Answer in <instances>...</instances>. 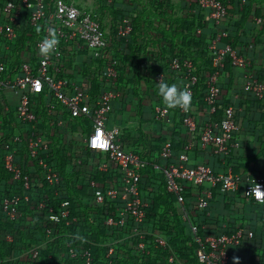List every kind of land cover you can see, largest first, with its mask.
<instances>
[{
  "label": "trees",
  "instance_id": "obj_1",
  "mask_svg": "<svg viewBox=\"0 0 264 264\" xmlns=\"http://www.w3.org/2000/svg\"><path fill=\"white\" fill-rule=\"evenodd\" d=\"M118 1L121 0H117L114 4ZM185 2L189 3L191 13H186L182 17H171L172 25L168 31L162 33L170 44V57L178 56L193 62L195 72L199 77V83L195 88L192 100L193 109L195 111L194 104H200L208 114L207 121L203 124L198 122L196 115L197 129L188 133L185 138L182 137L183 117L178 108L170 109L172 123H161L155 120L156 106L165 107L159 96L158 86L154 82L155 76L148 73L141 77L138 72L143 62L148 60V54L152 62L155 59L159 64H161L160 60L166 61L169 58L163 49L157 47L155 42L153 45L156 49L151 50L145 39H142V43L137 41L141 37V30L135 18L128 17L133 25V32L128 39L118 35V25L123 19L118 21L114 28L117 40L111 41L110 53L106 57L98 59L95 58L92 51H79L75 60L79 61L80 69L76 68L75 60L71 61L69 65L72 71L69 74L71 80L76 81L85 93L90 94L94 102L106 87V83L101 79L105 65L117 62V88L121 91L122 96L112 105L109 123L110 126L120 127L125 150L134 152L149 162L140 183L141 198L147 205L144 223L137 224L133 217L129 216L124 226L108 227L105 225V220L109 216L117 217L124 202L118 200L98 204L95 199V191L97 188L122 186L119 169L111 164V168L107 172L101 171L100 166L109 162V155L91 150L82 143L81 138L79 139L80 136L84 137L91 132L90 119L72 118L68 112L61 114V108L51 113L46 102L42 101L36 108V113L43 124L37 127L36 132L41 133L50 141L51 150L43 158L55 167L62 182L60 186L50 185L39 161L31 158L29 151L22 148L23 146L10 145L11 150L14 147L20 148L18 154L15 155V162L20 167L22 179L15 180L13 174L4 167L7 150L0 148V264H29V251L33 247L42 245L46 237V230L52 226L47 218L48 211L52 207L56 208V205L61 201L70 202L71 220L74 223L71 227L66 228L65 232H73L74 237L60 238L56 242L50 243L48 248L42 250L39 262L31 264H59L55 249L60 247L66 253L67 244L90 248L94 254V264H107L105 254L109 247L106 245L111 242L115 243L114 241L119 239L121 242H116L119 247L116 258L120 264H171L169 262L171 256L176 257L174 264H200L197 257L199 245L189 228L190 222L199 227V235L202 238L233 235L239 230H243L244 236L240 245L230 246L228 249L230 264H234V258L239 259V264H264V203L259 204L252 199L243 198L239 194L222 193L218 187L212 190L213 195L209 206L200 208L199 198L207 187L188 186L185 189L186 203L183 209L178 206L176 197L168 192L164 172L155 168L157 164L163 166L176 161L185 152L189 156L187 166L197 167L205 164L212 167L200 161L201 156L212 155L210 150L206 151L202 147L201 138L205 124L209 119L218 123L224 118L225 110L230 107L228 94L235 87L245 85V78L241 82L238 78L239 68L235 67L228 58L219 75V86L223 96L219 101L217 113L211 115L203 100L207 78L216 71L213 67L209 46L213 40L226 32L228 37L221 39L220 46L231 45L250 63L245 50L237 45L238 40L234 37L230 27L235 22L241 28V21L251 15L260 18L264 24V0H246L245 3L243 0H225L229 11L227 22L223 26H216L212 19L213 26L210 29L206 27L205 19L207 16L211 17V10L202 8L199 0H185ZM153 5L156 11L162 13L164 10L172 12L173 9L171 0L166 2L153 0ZM118 15L121 16L116 11L114 16L118 17ZM199 30L201 31L200 35L198 34ZM28 34H32L31 29H27L22 36L23 48ZM260 34L264 36V25ZM240 36L239 33L238 37ZM258 43L264 45L262 40H259ZM249 48L248 45L247 49ZM126 50L129 52H125ZM21 52L22 56L16 58L15 63L24 60L23 51L21 50ZM136 54L137 58L132 60ZM80 56H86L88 59L83 61ZM259 68L261 66H253L250 63L247 71L264 83V70ZM243 71L245 70L243 69ZM247 71L244 73L245 75ZM174 75L175 79L172 83L183 86L181 74ZM89 77H91L90 80H87ZM141 83H145L148 91L153 93V97L150 96V107L153 111L154 121L149 123H142L137 118L140 116L139 108L145 99V96L139 94L136 88L137 84ZM246 94L248 95L246 96ZM245 97L246 104L250 108L247 119H252L254 123L259 122L258 119L264 121V98L261 100L252 98L251 94L244 90L243 98ZM135 98H139L138 101L141 103H137ZM4 104L0 100V107ZM132 108H135V111ZM241 116L240 113L236 114L239 129L244 126L240 121ZM53 118L63 121L64 125L55 128L49 127L48 123ZM131 120L132 123H130ZM14 122H16V115L12 110L5 126L8 127L11 134L17 132L10 128ZM128 122L130 123L129 127L125 124ZM148 129L149 133H147ZM164 131L169 135L164 134ZM253 132L251 135L253 142L262 144L264 154V127L262 130ZM237 138L240 142L238 150L234 151L230 157L218 160V164L220 167L222 166L224 172H226V166L231 165L236 173H240V169L235 165L236 159L245 144L250 142L240 139L238 135ZM167 144L172 146L175 154L174 160L165 161L161 157L162 148ZM190 144L192 145L191 150L186 151V146ZM212 168L216 173H219L214 166ZM25 177L29 179L28 187L24 181ZM92 182H95V187L91 185ZM12 197L20 198L16 220H11L9 215L2 210L4 199ZM42 202H45L47 206L45 209H39ZM185 213L189 216L190 221L188 222L184 220ZM222 224H225L226 228L219 231L218 228ZM135 230H138L139 233L147 232L145 239L151 254H141L136 250L140 234L133 233ZM9 235L13 239L11 242L7 240ZM157 237H163L167 241V247L156 248Z\"/></svg>",
  "mask_w": 264,
  "mask_h": 264
},
{
  "label": "built area",
  "instance_id": "obj_2",
  "mask_svg": "<svg viewBox=\"0 0 264 264\" xmlns=\"http://www.w3.org/2000/svg\"><path fill=\"white\" fill-rule=\"evenodd\" d=\"M107 1L113 4L117 0ZM158 1L166 2L167 0ZM243 2L245 3L246 0ZM199 4L202 8L211 10V19L215 21L216 26H223L227 22L229 11L225 0H199ZM3 13L4 22L0 24V100L5 104L0 107V148L7 150L4 158L5 169L13 174L15 180L22 179L20 167L15 162V155L18 154L20 148L10 149V145H20L29 151L31 158L39 161L49 184L60 186L62 181L59 173L49 161L43 158L51 150L50 141L41 133L36 132L37 127L43 124L37 116L36 108L44 101L51 113L61 108V114L68 112L72 118L85 117L91 121V132L81 139L82 143L93 151L108 154L110 163L101 164L100 170L107 172L111 164H114L120 171L123 183L120 187L97 188L95 191L98 204L118 200L124 202L117 217L109 216L105 220V225L108 227L124 226L129 216L133 217L137 224H143L146 219L147 205L141 198L140 183L149 162L138 154L125 150L120 127L110 126L109 123L112 105L122 96L117 88V62L105 65L101 79L106 83V87L94 102L92 96L85 93L81 86L69 77L71 73L69 65L75 59L76 52L92 51L98 59H103L110 53L112 40L104 31L101 22L92 13L79 7L76 0H6ZM49 28L56 30L59 44L55 52L44 58L39 54L38 45L48 35ZM27 29H31L32 34H28L23 48L22 36ZM132 32L131 19L124 18L118 25V35L128 39ZM198 34H201L200 30ZM227 37L228 34L225 32L213 40L209 46L213 67L216 71L207 78L203 100L211 115L217 113L219 101L223 96L219 86V75L224 68L225 61L229 58L235 67L244 69L245 72L250 67V63L237 49L229 44L220 46L221 39ZM21 50L24 60L15 63L16 58L22 56ZM168 67L173 73L181 74L184 81L183 86H187L193 100L195 88L199 83L193 62L190 59L176 56L172 58ZM244 76V90L256 99H263L264 83L248 71ZM160 80L167 83V74L157 72L154 77L156 85ZM10 92L14 93L13 97L9 96ZM12 110L16 115V122L12 123L10 128L17 131L15 134H11L8 127H5ZM179 111L183 117L185 132L196 131L198 122L192 102L187 111L181 109ZM155 120L161 123H171L170 109L161 105L156 106ZM48 125L55 128L62 127L64 123L53 118ZM238 131L236 112L230 106L225 110L221 121L217 123L209 119L205 124L201 138L202 147L213 149L215 155L224 160L240 147L237 138ZM174 156L170 144L162 148L163 160H174ZM188 161L189 156L185 152L174 162L163 166L155 165L156 169L164 172L167 190L176 197L177 204L181 208L184 209L186 203L185 189L188 186L207 187L199 198L200 208L209 206L213 195L212 190L218 187L222 193L228 194H238L242 190L246 198L259 204L264 203V176H244L231 171L216 173L212 167L205 164L189 167L187 166ZM24 181L28 187V177H25ZM91 185L95 187L96 184L92 182ZM19 203L20 198L18 197L5 198L2 202V210L9 215L11 220H16L18 217ZM46 207L45 202H42L39 209ZM47 218L52 226L46 230L42 245L33 247L29 251V264L39 262L42 250L48 248L50 243L60 238L74 237L73 232H65V229L74 223L71 220L72 212L69 201H61L56 208H50ZM185 220L190 221L188 215L185 216ZM189 228L199 245L197 257L200 264H230L228 249L230 246L240 245L244 236V231L239 230L233 235L202 238L197 225L190 222ZM133 233H139V231L135 230ZM139 234L140 241L136 250L141 254H151L145 239L147 232ZM7 240L13 241L12 236H7ZM117 241L121 242V239L106 245L109 247L105 254L107 264H120L116 258L119 249ZM155 242L156 248L167 247V241L163 237H157ZM66 251L64 253L60 247L55 249L59 264H94L95 262L90 248L67 244ZM169 262L174 264L176 257L171 256Z\"/></svg>",
  "mask_w": 264,
  "mask_h": 264
},
{
  "label": "crops",
  "instance_id": "obj_3",
  "mask_svg": "<svg viewBox=\"0 0 264 264\" xmlns=\"http://www.w3.org/2000/svg\"><path fill=\"white\" fill-rule=\"evenodd\" d=\"M5 2L6 0H0V24L4 22L3 7L5 5ZM76 3L82 9L100 18L101 23L106 28L109 38L112 40V42L117 38L114 34V28L117 26L118 21L128 17L135 18L137 21V25L141 30V37L138 38L137 41L142 43V39H145L151 47V50L156 49L153 45V43L155 42L157 44V47L159 49H163V51L166 52L165 54L169 58L166 61L160 60L161 64H159L155 59L152 62V60H150V55L148 54V60L144 61L140 67V70L138 72L139 76L144 77L145 74L148 73L155 76L157 72H164L167 74V82L172 84L173 80L175 79L174 74L177 73H173L168 67L173 57L169 56L170 44L169 42H167L166 36H164L162 33L168 31L169 27L172 25V22L170 20L171 17H182L186 13H191L189 3H186L185 0H171V7L173 8L172 12L164 10L163 13L161 11H156L155 6L153 5V0H121L116 4H114L115 2L113 4H110L107 0H76ZM116 11L119 12L121 16L118 15V17H115L114 14L116 13ZM160 12L161 14H159ZM205 21L206 27L208 29L212 28L213 24L211 17L207 16ZM241 22V28L238 27L235 22L232 23L230 27L231 32L234 34V37L238 40L237 45L242 50H245L247 59L250 61L251 65H259L261 66V68L259 69L264 70V45H260V43H258L259 40H262L264 42V36L260 34L264 24L262 23V20L260 18H256L254 17V15L244 18ZM239 33L241 35L240 37H238ZM248 45L250 46L249 49H247ZM125 52L129 51L126 50ZM77 53L78 52H76V55ZM135 57L137 58V54L134 55L132 60H134ZM87 59L88 57L81 58V60L83 61H86ZM244 73L245 71H243V69H238V78L241 80V82L244 80ZM181 81V83L184 82L182 80V77ZM243 86L235 87L232 92L228 94V104L235 109L236 114L239 115L240 113V115H242L240 121L242 124H244V126L239 129L237 134L238 137L240 139H244L245 141L248 140L250 143L245 144V147L243 148V150H241V153L236 159L237 162L235 165L240 169V173H236L233 169V166L231 165L228 167L226 166V172L231 171L234 174H241L244 176H264L263 146L260 142L254 143V140L251 137V135L254 133L253 131L263 129L264 121L258 119L259 122L254 123L252 119H247L250 108L246 104V97L243 98ZM136 88L138 89L139 94H141L143 97L145 96V99L142 102L141 107L139 108L140 116L137 117L139 118L138 121L140 120L142 123H149L151 121H154L153 111L150 107V98L153 97V93L148 91V87L145 83L137 84ZM247 95L248 94H246V96ZM252 98L254 97L252 96ZM138 99L139 98H135L134 100H136L137 103H141L140 101H138ZM194 108L196 111L198 122L203 124L205 121H207L208 114L206 110L203 109L200 104H194ZM132 109L135 111V108ZM132 122L133 121L131 120L130 123ZM130 123L128 122L125 124H127V126L129 127ZM149 132L150 131L148 129L147 133ZM164 134L169 135V133L166 131H164ZM187 134L188 133H186L185 130L182 131L183 138H185ZM191 148L192 145L190 144L189 146H186L185 149H188L189 151L191 150ZM207 150H210L212 152V155L205 154L201 156L200 161H203L206 164L211 165L212 167L214 166V168L219 173H226L223 171L222 166L220 167V165L218 164V160L220 161V159L222 158L215 155L213 149L208 148L206 149V151ZM238 194L242 195L243 198H246L242 190ZM186 215L187 214L185 213L184 220ZM185 222L187 221L185 220ZM225 228L226 225L222 224V226H219L218 229L219 231H221V229Z\"/></svg>",
  "mask_w": 264,
  "mask_h": 264
},
{
  "label": "clouds",
  "instance_id": "obj_4",
  "mask_svg": "<svg viewBox=\"0 0 264 264\" xmlns=\"http://www.w3.org/2000/svg\"><path fill=\"white\" fill-rule=\"evenodd\" d=\"M59 40L54 28L48 29V35L43 38L39 45V54L47 58L57 50ZM159 96L166 109H181L187 111L191 107L192 97L187 86L176 83H166L161 80L157 83ZM261 188V187H260ZM234 264H239V259L234 258Z\"/></svg>",
  "mask_w": 264,
  "mask_h": 264
},
{
  "label": "rangeland",
  "instance_id": "obj_5",
  "mask_svg": "<svg viewBox=\"0 0 264 264\" xmlns=\"http://www.w3.org/2000/svg\"><path fill=\"white\" fill-rule=\"evenodd\" d=\"M111 15H112V14H111ZM96 19L99 20V21L101 22L100 18L96 17ZM101 24H102V23H101ZM102 27H103L104 31L107 32L106 28H105L103 25H102ZM80 58H87V57H86V56H80ZM74 60H75V59H74ZM75 63L77 64L76 68L78 67V68L80 69V63H79V61L75 60ZM13 95H14L13 92H10V93H9V96H10V97H13ZM80 138L83 139V136H80L79 139H80Z\"/></svg>",
  "mask_w": 264,
  "mask_h": 264
}]
</instances>
